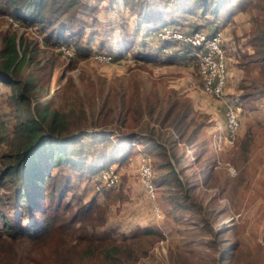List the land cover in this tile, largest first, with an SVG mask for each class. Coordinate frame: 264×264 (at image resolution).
Masks as SVG:
<instances>
[{
    "label": "rangeland",
    "instance_id": "obj_1",
    "mask_svg": "<svg viewBox=\"0 0 264 264\" xmlns=\"http://www.w3.org/2000/svg\"><path fill=\"white\" fill-rule=\"evenodd\" d=\"M82 2L88 13L95 10L99 20L90 33L91 42H85L89 52L83 58L69 49L71 56L64 59L63 52L35 26H23L8 13H0V35H21L35 46L34 59L23 64L15 78L37 74L38 66L51 61L49 73L36 83L32 80L36 86L23 102L11 99L18 86L0 84V168L2 157L13 150L14 121L30 115L34 103L47 102L61 114L64 131L82 134L88 144V160L94 156L93 141L84 139L89 133L104 131L110 140L124 145L125 156L114 163L120 183L112 188L117 190L123 183L124 195L121 203L104 206V222L96 229H112L119 238L137 227L158 228V236L126 237L134 248L127 258L136 256L130 264H264V245L259 243L264 238V0ZM3 6L0 1V8ZM137 12L178 16L181 29L193 20L202 30H219L226 61L222 95L206 96L187 87L186 79L196 77V62L182 57L172 63L160 61L173 54V47L158 52L160 42L153 43L136 25ZM84 35H88L87 29ZM122 35L126 44L131 41L124 52L109 63L92 59L94 51L112 52ZM142 39L152 60L139 57L144 55ZM228 108L238 118L232 145L212 137L224 134ZM140 152L151 155L153 202L145 198L136 178ZM68 176L70 188L65 198L71 210L75 203L70 195L82 202L91 196L99 204L103 202L89 178L71 172ZM5 194L10 197L0 188V196ZM152 204L158 206L160 217L153 216ZM3 205L9 220H17L7 203ZM64 235L69 243L75 231L70 229ZM51 240L16 239L13 260L19 256L24 264H41L49 257ZM0 251L6 254L8 247Z\"/></svg>",
    "mask_w": 264,
    "mask_h": 264
},
{
    "label": "trees",
    "instance_id": "obj_2",
    "mask_svg": "<svg viewBox=\"0 0 264 264\" xmlns=\"http://www.w3.org/2000/svg\"><path fill=\"white\" fill-rule=\"evenodd\" d=\"M0 1L4 5L0 8V13H8L23 26H35L51 44L56 46L64 44L72 54L80 58L89 52L86 50V43L91 42L90 33L99 25V20L94 15L95 10L87 12L82 0ZM177 10L181 15L180 10L178 8ZM209 13L215 15V11ZM145 14L146 12L135 14L136 25L143 29L146 37L153 38V43L156 41L155 31L161 24L175 28L182 25L179 17L172 14L170 16L160 13L155 16ZM185 24L189 26L185 28H201L193 20ZM86 29L87 36L84 35ZM123 38H120L121 42L115 45L112 52L110 50L112 59L124 52L125 45L131 44L130 40L126 44L127 40ZM141 41L144 55L139 57L146 61L152 60L149 48H145V41L143 39ZM0 42V84L18 86L19 89L12 94L11 99L14 103L23 102L29 98L27 93L36 86L34 82L49 73L51 61L38 66L37 74L35 72L34 75L19 80L15 77L18 76L23 64L34 59L35 46L24 36L19 35L15 38L14 35L6 33L0 35ZM133 45L134 39L131 46L134 47ZM175 46H179L177 51L182 53V56L175 55L177 52L173 50ZM165 48H172L173 54L161 57L160 61L163 63H172L181 57L185 58V61L194 64L196 62V57L188 46L171 41H163L156 45L158 52ZM49 106L47 102L34 103L30 115L14 121L10 142L13 150L6 153L1 160L3 165L0 168V188L3 192L10 193V197L7 194L3 198L0 196L2 235L0 250L8 247L6 254L0 251V264H24L19 256L13 260L15 257L13 244L16 239L41 242L50 238L53 242L52 249L49 251L48 259L41 264H130L136 256L127 258L133 253L134 248L126 241V237L134 240V236L146 234L158 236L160 232L158 228L142 226L127 236L122 233L116 238L112 229H96L97 225L104 222V206L122 200L123 183L117 190L104 188L96 191L103 199L101 204L93 196L82 202L79 197L70 195L75 203L71 210L70 202L65 198V193L70 188L68 176L70 172L79 178L90 179L101 167L120 162L125 156L121 148L124 145L110 140L104 131L89 133L84 139L93 141L94 156L92 161L88 160V144L83 142L85 140H82V134L79 130L64 131L65 125L61 114L56 108ZM16 117L20 115L17 114ZM106 142L108 144H105ZM53 169L55 171H52ZM3 203H7L17 220H9L6 216V205ZM70 229L75 231V237L67 243L64 234Z\"/></svg>",
    "mask_w": 264,
    "mask_h": 264
},
{
    "label": "built area",
    "instance_id": "obj_3",
    "mask_svg": "<svg viewBox=\"0 0 264 264\" xmlns=\"http://www.w3.org/2000/svg\"><path fill=\"white\" fill-rule=\"evenodd\" d=\"M16 25V23H13ZM155 39L159 42L171 41L181 46H188L196 57V77L187 78V87L199 90L201 94L212 97H220L226 86V61L222 47V34L219 30L205 31L200 28L171 27L161 24L155 31ZM64 59L71 56L69 48L63 44L57 46ZM165 48L163 51H166ZM92 59L98 63H109L112 60L110 51L98 50L92 53ZM237 113L228 108L224 113V134H213L216 141L232 145L235 140L237 127ZM151 156L147 152H140L136 158L135 174L145 198L153 202L155 186L151 180ZM120 181L119 173L114 164L101 167L96 174L90 177L92 188L100 191L104 188H116ZM155 218L160 217V210L156 204L151 206ZM259 243L264 245V238H259Z\"/></svg>",
    "mask_w": 264,
    "mask_h": 264
},
{
    "label": "crops",
    "instance_id": "obj_4",
    "mask_svg": "<svg viewBox=\"0 0 264 264\" xmlns=\"http://www.w3.org/2000/svg\"><path fill=\"white\" fill-rule=\"evenodd\" d=\"M194 90H196V91H198V92H199V90H197V89H194Z\"/></svg>",
    "mask_w": 264,
    "mask_h": 264
}]
</instances>
